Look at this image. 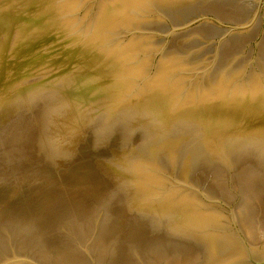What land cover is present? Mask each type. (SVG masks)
<instances>
[{
	"label": "water",
	"instance_id": "obj_1",
	"mask_svg": "<svg viewBox=\"0 0 264 264\" xmlns=\"http://www.w3.org/2000/svg\"><path fill=\"white\" fill-rule=\"evenodd\" d=\"M0 264H264V0H0Z\"/></svg>",
	"mask_w": 264,
	"mask_h": 264
}]
</instances>
